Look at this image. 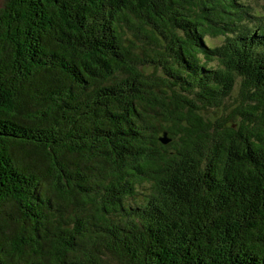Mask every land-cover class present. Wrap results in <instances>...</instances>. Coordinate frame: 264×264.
Here are the masks:
<instances>
[{
  "label": "trees",
  "instance_id": "16d2710c",
  "mask_svg": "<svg viewBox=\"0 0 264 264\" xmlns=\"http://www.w3.org/2000/svg\"><path fill=\"white\" fill-rule=\"evenodd\" d=\"M257 1H1L0 264H264Z\"/></svg>",
  "mask_w": 264,
  "mask_h": 264
},
{
  "label": "rangeland",
  "instance_id": "374dc122",
  "mask_svg": "<svg viewBox=\"0 0 264 264\" xmlns=\"http://www.w3.org/2000/svg\"><path fill=\"white\" fill-rule=\"evenodd\" d=\"M2 1V0H1ZM251 2L255 5L258 6L261 10H263V5L261 1H257V0H251ZM1 3V2H0ZM221 38H215L213 39L214 42L219 43Z\"/></svg>",
  "mask_w": 264,
  "mask_h": 264
},
{
  "label": "water",
  "instance_id": "95a60500",
  "mask_svg": "<svg viewBox=\"0 0 264 264\" xmlns=\"http://www.w3.org/2000/svg\"><path fill=\"white\" fill-rule=\"evenodd\" d=\"M1 2V0H0ZM0 6H1V3H0ZM160 140L163 142V143H167L168 142V138H167V135L166 133L163 134V136L160 137Z\"/></svg>",
  "mask_w": 264,
  "mask_h": 264
}]
</instances>
